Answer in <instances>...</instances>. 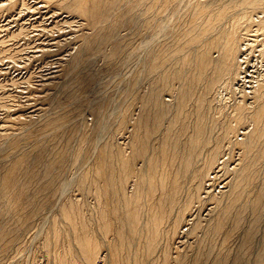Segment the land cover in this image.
Wrapping results in <instances>:
<instances>
[{"label":"bare ground","instance_id":"6f19581e","mask_svg":"<svg viewBox=\"0 0 264 264\" xmlns=\"http://www.w3.org/2000/svg\"><path fill=\"white\" fill-rule=\"evenodd\" d=\"M36 1L65 27L42 28L56 57L37 83L0 82V264L28 263L16 225L47 206L29 264H264V0ZM17 2L0 0V16ZM133 53L146 81L138 66L118 75ZM12 91L24 102L8 107Z\"/></svg>","mask_w":264,"mask_h":264},{"label":"rangeland","instance_id":"374dc122","mask_svg":"<svg viewBox=\"0 0 264 264\" xmlns=\"http://www.w3.org/2000/svg\"><path fill=\"white\" fill-rule=\"evenodd\" d=\"M34 5L39 6V9H38V12H36V14L33 13V15H32V12L29 11V8L34 6ZM51 9H52L51 7L44 6L40 3H38V1H36V0H18L15 10H13L11 12H9L10 10L7 12L3 11V15L0 16V19H1L0 24H1V22L5 23L7 21L10 23L9 25H11L10 28H12V30L15 29L17 24L23 23V28H22L23 33L20 36L11 37L10 32L8 30L2 31V32L0 31V33L6 34L5 43L7 45V48L9 47L12 51L11 54L7 53L5 55L2 52V50H0V82L3 85H5V87H10L9 82L11 83V81L13 79L21 80L24 76H29V78H28L29 82L37 83L39 75L41 73H45L47 70L46 69V67H47L46 63L50 60L54 61L52 59L54 58L55 55L50 59V54H51L52 50L56 49V47L51 46L52 42L50 39V35L47 32L42 31V28L45 26L52 27L51 24H53V22L51 23V20L52 21L60 20L59 25L62 22V24H61L62 28L65 27V25H63L62 19H59V18L64 17V14H60L57 12L56 15L54 14L52 16L53 12L51 11ZM77 19H78L77 17L73 18V22H78V21H76ZM15 20H17V22H15ZM179 23H180V26H182L184 21L181 20V21H179ZM7 27H9V26H7ZM133 28H134V26L123 28L121 30V34H123L125 32H131L133 30ZM69 36H70V34L67 37H69ZM61 37H66V36L62 35ZM134 41H136V40H134ZM65 46H67V44L63 43L59 46L58 49L62 48V50H64ZM69 46H71V45H68L66 47L67 51L70 49ZM35 47H38V48L46 47L48 49V51L46 53L42 52L43 55H41V57L36 59L34 56H30V54L34 53L33 51L37 50V49H35ZM184 48H183L184 51L190 50V49H188V47H184ZM38 53H41V52H38ZM132 55H133V57H132ZM132 55L129 56L130 59L127 58L128 59L126 61L127 66L125 64L126 67L124 66L123 68L122 67L120 68L118 75H121L123 77H129V76L134 75V73L138 74V71L133 70V68L135 66H138V65H136V62H137L136 61L137 58L135 56L136 54L133 53ZM253 61L255 62L256 60H252L251 65L253 64ZM130 63H131V65H130ZM255 66L258 67V61H256V63H254V67ZM97 67L98 66L94 65L91 67L92 68L91 70L94 73H96L97 78L106 79L107 76H109L108 72H106L105 70L97 71ZM250 68L253 69L252 66L249 67L248 69L250 70ZM123 69L125 72L123 71ZM130 69H132L131 70L132 72L130 71ZM139 70H141L140 75L142 76V81H146L151 76V73H148L147 67H145V66L139 67ZM23 88H24L23 85L19 84V86L16 89L18 91V90L23 89ZM12 93H14V94L10 95L9 99L6 100V98H3L7 102V104H5L6 106L13 107L16 105V103L24 102L21 98V95H18L15 91H12ZM61 95L64 96V94H61ZM3 99H2V101H4ZM20 100H22V101H20ZM226 103L229 104L230 101L226 100ZM83 110L88 115V111H86V110H88V108L86 106H84ZM67 128H68V126L66 128H63V127L58 128L57 130L59 132V135L57 137H55L56 139L55 138L50 139L51 136L47 137L46 138L47 140L44 141L45 143H47L46 149L41 151V153L36 152L32 156L29 157V162L32 165H34L35 169H38V167H40L43 164V163H41L42 162L41 160L45 159V161H47L46 159L49 158V155H51V154H49L51 149H53V150L63 149V146L66 145L65 144L66 137H68V133L70 132ZM32 131L34 134L35 133V127H33ZM61 132H63V133H61ZM34 138H32V139L30 138L31 140H29L27 142L25 140L21 141V143L17 147V150H19L21 148H25L26 146L31 147V145L37 140L36 136ZM40 142H41V140L39 141V143ZM35 145H36V143H34V146ZM86 150H90V148L86 147ZM37 154H40V156ZM35 165H37V166H35ZM81 165L82 164L79 162L78 168H80ZM30 188H31V193L36 198L35 200L39 199L40 197H43L42 194H44L46 192L45 190H42V189H39L37 191L34 188L33 182L30 184ZM34 203H35V205L38 204L37 202H34ZM50 209L51 208L48 206L44 210L40 209L39 215L34 219L33 222H30L29 225H20V224L16 225L17 229L19 231H21V233H22V237L19 238L17 240L18 242H16V243H18V245L23 243L22 246L25 245V248H23V250H22L23 253H22V251L20 253H21V255H24V258L22 256V259H27L28 263H26V264H29V260L31 258H33L34 255H37V257L35 259L37 263L39 262V260H41L43 258L44 253L41 252L39 249L40 239H38V237H36V238H33V240H32V235H33V231L38 226L41 225L42 218H44L45 216H47L51 212H53ZM12 225H14V223L10 222L8 224V227H10ZM217 238H219L218 241H220L221 235H219ZM231 243H233V242H231ZM13 251H14V249H13ZM13 251H11L8 255H10L11 253L13 254L14 253ZM20 253L18 251L17 255L21 256ZM25 253H26V255H25ZM29 253H30V255H29ZM29 256H30V259H29ZM7 257L8 256H5V257H3V259H7ZM5 264H9V259L6 260ZM18 264H24V261L21 260Z\"/></svg>","mask_w":264,"mask_h":264}]
</instances>
